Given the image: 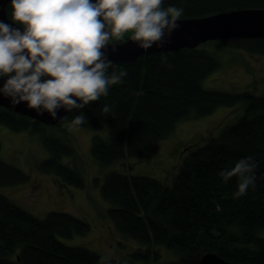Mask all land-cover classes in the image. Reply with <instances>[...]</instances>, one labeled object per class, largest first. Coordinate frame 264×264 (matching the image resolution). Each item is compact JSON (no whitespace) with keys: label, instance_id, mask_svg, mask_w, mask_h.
Here are the masks:
<instances>
[{"label":"trees","instance_id":"16d2710c","mask_svg":"<svg viewBox=\"0 0 264 264\" xmlns=\"http://www.w3.org/2000/svg\"><path fill=\"white\" fill-rule=\"evenodd\" d=\"M163 2L165 7L182 8L181 17L264 6V0ZM130 36L126 33L124 40ZM213 41L264 53V36L206 43ZM162 56H167V64L162 63ZM218 65L217 58L199 45L113 61L109 73H127L123 83L111 86L108 96L66 115L71 121L83 112L87 117L83 126L107 128V138L92 136L91 152L100 162L111 163L141 155L147 144L167 137L182 118L210 114L220 105L244 103L243 115L219 135H211L201 145L199 140L189 144L171 184L118 170L106 174L101 195L110 203L108 216L118 231L143 244L132 253L141 264H201L195 257L208 250L244 264H264V235L260 234L264 229V93H255L251 86L241 92L205 87L204 79ZM104 104L111 106V113L101 115ZM0 123L15 131L41 132V143L50 155L39 161V170L84 187L81 172L61 160L75 153L69 139L47 134V124L1 105ZM247 155L259 164L255 186L234 198L237 177L225 183L218 172L234 167ZM28 179L27 172L0 158V188ZM89 228L87 219L67 211L50 210L44 217L36 216L0 193V264H100L95 250L61 239L85 234ZM160 245L174 250L178 258L160 263Z\"/></svg>","mask_w":264,"mask_h":264},{"label":"clouds","instance_id":"9594fccd","mask_svg":"<svg viewBox=\"0 0 264 264\" xmlns=\"http://www.w3.org/2000/svg\"><path fill=\"white\" fill-rule=\"evenodd\" d=\"M9 6L12 23L0 20V95L13 106L26 102L27 108L52 119L58 118L59 109H84L123 83L127 73H109V46L116 51L117 43L131 33L128 39L138 48H163L183 14L175 5L165 7L163 0H10ZM167 60L162 56V63ZM111 111L104 104L101 115ZM85 124L87 117L80 112L69 129ZM258 167L247 155L218 175L225 183L237 177L233 196L239 198L254 188Z\"/></svg>","mask_w":264,"mask_h":264},{"label":"rangeland","instance_id":"374dc122","mask_svg":"<svg viewBox=\"0 0 264 264\" xmlns=\"http://www.w3.org/2000/svg\"><path fill=\"white\" fill-rule=\"evenodd\" d=\"M199 46L206 48L219 61L218 68L204 79L205 87L241 92L251 86L255 93H264V53L248 52L241 47L216 41ZM244 109V103L238 102L220 105L207 115L182 118L167 137L147 144L141 155L117 159L111 163L100 162L91 152L92 136L99 134L107 138V128L80 126L70 130V121L66 117L60 124H47L44 127L47 134L69 139L74 145V155H63L61 160L81 172L85 179L84 187L61 182L53 174L39 170V161L50 155L41 143V132L27 129L15 131L0 123V158L29 174V179L24 182L1 186L0 193L39 217L46 216L50 210H62L87 219L90 228L85 234L61 239L69 244H83L95 250L100 254V264L112 260H117L119 264L131 261L132 264H141V261L134 260L132 253L143 248V244L118 231L108 216L110 203L101 195L106 174L118 170L137 176H154L171 184L189 148L185 146L180 150L181 144L187 145L189 141L195 144L199 140L197 144L201 145L211 135H219L227 125L236 122L243 115ZM260 234L264 235V229ZM158 248L162 253L160 263L178 258L174 250L164 245Z\"/></svg>","mask_w":264,"mask_h":264},{"label":"water","instance_id":"95a60500","mask_svg":"<svg viewBox=\"0 0 264 264\" xmlns=\"http://www.w3.org/2000/svg\"><path fill=\"white\" fill-rule=\"evenodd\" d=\"M10 0H0V20L6 23H12L7 13V5ZM180 27L172 34L171 42L164 45L163 48L155 46L148 50L138 48L128 38L120 41L115 46L116 51L112 50V46L106 49L108 58L112 61H131L135 60L144 53H154L161 51L178 50L181 48H194L208 40H220L226 38L246 37L256 38L264 36V6H250L242 8H234L227 11L213 12L202 16L180 17L178 21ZM14 26H19L14 25ZM4 78H0V86H2ZM78 99V98H77ZM0 105L9 110L19 112L35 120L45 124H60L69 113L64 109L58 110V118L52 119L48 113L38 115L34 110L27 108L26 102L18 105H11L10 99L0 95ZM201 264H244L222 257L215 251L208 250L197 257Z\"/></svg>","mask_w":264,"mask_h":264},{"label":"flooded vegetation","instance_id":"af4514ba","mask_svg":"<svg viewBox=\"0 0 264 264\" xmlns=\"http://www.w3.org/2000/svg\"><path fill=\"white\" fill-rule=\"evenodd\" d=\"M246 7H248V6H246ZM189 144H191L190 141H189V143H188L187 145H186L185 143L181 144V146H180V150H182V148H184L185 146L188 147Z\"/></svg>","mask_w":264,"mask_h":264}]
</instances>
